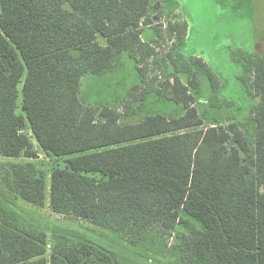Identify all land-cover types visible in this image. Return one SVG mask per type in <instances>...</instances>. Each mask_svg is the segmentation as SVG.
Instances as JSON below:
<instances>
[{"label":"trees","instance_id":"trees-1","mask_svg":"<svg viewBox=\"0 0 264 264\" xmlns=\"http://www.w3.org/2000/svg\"><path fill=\"white\" fill-rule=\"evenodd\" d=\"M163 15L160 0H0V156L12 161L5 188L147 248L161 227L175 238L157 252L166 264H264V51L240 60L244 88L260 98L253 134L215 115L207 123L191 87L198 88L200 72L216 92L219 83L196 56L181 70L173 60L176 73L163 85L182 106L180 115L124 124V112L98 111L80 99L87 74L111 71L125 52L142 63L155 53L144 27ZM169 30L184 45L188 23H170ZM137 69L141 84L131 89L126 114L157 81L146 78L148 69ZM180 72L192 79L185 84ZM212 101L220 106L218 96ZM34 140L48 161H37ZM0 264L120 261L82 237L55 240L25 226L3 201Z\"/></svg>","mask_w":264,"mask_h":264},{"label":"rangeland","instance_id":"rangeland-1","mask_svg":"<svg viewBox=\"0 0 264 264\" xmlns=\"http://www.w3.org/2000/svg\"><path fill=\"white\" fill-rule=\"evenodd\" d=\"M160 1L164 8L163 17L160 20L154 19L150 27H144L143 33L144 41L153 45L155 53L142 63L139 56L125 52L111 71L98 75L87 74L82 80L81 101L94 106L98 111L107 106L124 112V124L138 123L148 115L158 113L180 115L184 112L182 106L169 99L163 85L176 73L173 60L178 61L177 67L181 70L185 63L192 62L193 56H196L210 65L219 83V90L216 92L205 72H200L198 88L191 87L192 94L197 98L196 107L207 123L215 118L224 125L237 121L253 134V111L260 98L249 86L244 88L240 60L242 56H258L264 51V0ZM156 15L157 11L154 9L152 18ZM176 22L188 23L189 30L184 45L179 43L178 33L169 30V24ZM180 55L182 58L179 59ZM137 67L148 69L146 78L152 80L157 77V81L153 87L148 82V88H153L151 94L144 101L132 102L130 112L126 114L124 108L130 102V91L135 85L141 84ZM193 69H196L194 65ZM182 72L180 76L187 84L192 79V73ZM214 95L219 97L218 107L212 101ZM18 111L21 113V108ZM27 133L33 137L31 131ZM34 143L39 155L37 161H48L35 140ZM11 162L0 156V202L12 205L25 226L45 230L55 240L61 236L82 237L113 252L120 264H166V258L157 256L159 250L166 251L175 243L173 236H166V230L155 227L158 233L148 239L150 247L147 248V242L141 245L137 241V244L130 243L120 234L87 220L55 214L51 211L49 202L43 208L37 207L5 188L3 177L7 175ZM48 182L50 183V178Z\"/></svg>","mask_w":264,"mask_h":264}]
</instances>
